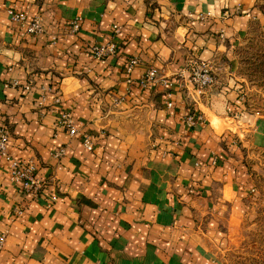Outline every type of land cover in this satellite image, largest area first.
<instances>
[{"label": "crops", "instance_id": "obj_1", "mask_svg": "<svg viewBox=\"0 0 264 264\" xmlns=\"http://www.w3.org/2000/svg\"><path fill=\"white\" fill-rule=\"evenodd\" d=\"M9 9L38 14L43 32L28 34ZM260 20L255 0H0V123L9 153L42 182L24 192L0 160V264H220V224L247 191L240 149L264 150V118L241 112L250 129L235 136V80L198 94L187 65L222 58L232 69ZM110 40L116 53L95 59L91 46ZM149 68L158 79L142 86ZM64 111L73 136L57 124Z\"/></svg>", "mask_w": 264, "mask_h": 264}, {"label": "rangeland", "instance_id": "obj_2", "mask_svg": "<svg viewBox=\"0 0 264 264\" xmlns=\"http://www.w3.org/2000/svg\"><path fill=\"white\" fill-rule=\"evenodd\" d=\"M255 4L261 20L250 25L234 48L233 68L222 58L218 64L210 63L215 91L226 80H235L242 109L235 111L230 124L231 132L241 138L250 129L239 122L241 112L251 119L264 118V69L257 65L264 61V0H255ZM240 150L247 191L241 196L234 221L227 225V214L222 219L225 234L217 257L220 264H264V150L249 145Z\"/></svg>", "mask_w": 264, "mask_h": 264}, {"label": "built area", "instance_id": "obj_3", "mask_svg": "<svg viewBox=\"0 0 264 264\" xmlns=\"http://www.w3.org/2000/svg\"><path fill=\"white\" fill-rule=\"evenodd\" d=\"M10 18L12 21L20 23L26 26V31L28 34L36 35L43 32V24L41 17L37 14L32 18H27L25 14L17 12L15 10H8ZM71 32H77L80 29V18H74L71 20L69 28ZM112 31L118 33L119 27L117 25L112 26ZM116 53V45L113 40H110L106 43H95L91 46V54L95 59L104 60L108 55ZM136 58H131L126 67L127 71H130L134 63H136ZM188 79L193 84L194 90L198 94H203L204 91L210 88L214 83V75L212 72L210 62H205L201 60L190 59L187 65ZM158 79V73L155 68L147 69L139 78V84L145 86L151 82ZM167 82L164 81V84ZM170 84V83H169ZM25 88H28L25 86ZM51 88H42V94L40 95V103L42 104L45 100L46 93L50 92ZM58 101V98H56ZM171 103H168L170 106ZM202 113H191L186 115L185 121L188 126L194 127L198 122L203 120ZM57 124L64 131L73 136L76 134L77 129L73 124L72 118L69 112H61ZM9 130L8 128L0 123V160L4 159L9 164L10 179L15 183L19 184L20 188L32 195L38 194L39 189L42 186V182L35 174V164L32 162H25L19 158L13 157L8 151V139H9ZM81 141L85 148L88 150L93 149V141L91 136L87 132L81 133ZM63 154V149L55 152L56 156ZM15 213L19 214L22 212V208L15 207ZM5 240V234L0 232V248L2 247Z\"/></svg>", "mask_w": 264, "mask_h": 264}, {"label": "trees", "instance_id": "obj_4", "mask_svg": "<svg viewBox=\"0 0 264 264\" xmlns=\"http://www.w3.org/2000/svg\"><path fill=\"white\" fill-rule=\"evenodd\" d=\"M258 67H260L261 69H264V61L259 62V64H257Z\"/></svg>", "mask_w": 264, "mask_h": 264}]
</instances>
